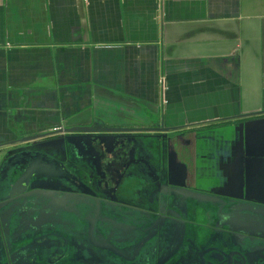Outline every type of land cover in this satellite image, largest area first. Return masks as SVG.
Wrapping results in <instances>:
<instances>
[{
	"label": "crops",
	"instance_id": "1",
	"mask_svg": "<svg viewBox=\"0 0 264 264\" xmlns=\"http://www.w3.org/2000/svg\"><path fill=\"white\" fill-rule=\"evenodd\" d=\"M263 118L264 0H0V161L62 126L163 120L217 135L199 164L223 167Z\"/></svg>",
	"mask_w": 264,
	"mask_h": 264
},
{
	"label": "flooded vegetation",
	"instance_id": "2",
	"mask_svg": "<svg viewBox=\"0 0 264 264\" xmlns=\"http://www.w3.org/2000/svg\"><path fill=\"white\" fill-rule=\"evenodd\" d=\"M252 124L232 163L207 169L217 135L202 128L115 125L137 129L105 146L66 125L22 142L0 161V264H264V118Z\"/></svg>",
	"mask_w": 264,
	"mask_h": 264
},
{
	"label": "water",
	"instance_id": "3",
	"mask_svg": "<svg viewBox=\"0 0 264 264\" xmlns=\"http://www.w3.org/2000/svg\"><path fill=\"white\" fill-rule=\"evenodd\" d=\"M257 113H261V112H256L254 115H256ZM151 124L152 125L146 126L143 129H149L152 131H154V130L155 131H164V132H170V131H174V130L178 129V128H169V127L165 126L163 120L154 121ZM67 129L70 131H73V132H88V136H92L91 133H98L97 137L101 140L102 143L104 142L105 146H108L110 144V141H108V140L116 141L115 145H123V142L117 141L116 138L118 136L126 135V134H123L124 132L135 131L137 128L117 127V126H110V125H104V124L102 125L100 123L95 122L91 125H76V126L69 127ZM140 129H142V128H140ZM56 130L57 129L50 131V132H44L41 134L24 136V137H21V139L16 140V142H30L29 147L34 148L33 145L36 144V142H32V141L40 139V138L44 137L45 135H47L48 133L49 134L55 133V132H57ZM259 130H260V133L264 131L263 128H260ZM170 134H172V133H170ZM29 150H30V148H29Z\"/></svg>",
	"mask_w": 264,
	"mask_h": 264
},
{
	"label": "built area",
	"instance_id": "4",
	"mask_svg": "<svg viewBox=\"0 0 264 264\" xmlns=\"http://www.w3.org/2000/svg\"><path fill=\"white\" fill-rule=\"evenodd\" d=\"M160 84H161V86H163V88L165 87V84H164V78H161V80H160ZM56 129H58V128H56Z\"/></svg>",
	"mask_w": 264,
	"mask_h": 264
}]
</instances>
